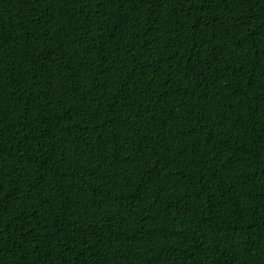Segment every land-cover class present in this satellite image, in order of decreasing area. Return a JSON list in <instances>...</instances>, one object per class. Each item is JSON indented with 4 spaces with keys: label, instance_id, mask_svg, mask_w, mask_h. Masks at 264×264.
<instances>
[{
    "label": "trees",
    "instance_id": "16d2710c",
    "mask_svg": "<svg viewBox=\"0 0 264 264\" xmlns=\"http://www.w3.org/2000/svg\"><path fill=\"white\" fill-rule=\"evenodd\" d=\"M0 264H264V0H0Z\"/></svg>",
    "mask_w": 264,
    "mask_h": 264
}]
</instances>
